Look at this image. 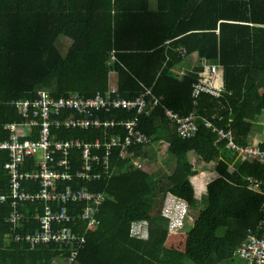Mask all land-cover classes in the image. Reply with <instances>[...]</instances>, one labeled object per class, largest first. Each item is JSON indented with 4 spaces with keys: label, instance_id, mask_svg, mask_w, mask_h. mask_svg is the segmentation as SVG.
<instances>
[{
    "label": "trees",
    "instance_id": "obj_1",
    "mask_svg": "<svg viewBox=\"0 0 264 264\" xmlns=\"http://www.w3.org/2000/svg\"><path fill=\"white\" fill-rule=\"evenodd\" d=\"M180 48L191 58L217 61L223 73L219 96L201 92L194 106L196 77L179 78L171 69L182 59ZM110 84L124 98L146 88L157 97L160 104L137 120L153 144L168 143L170 158L163 172L118 160L109 178L73 183L105 195L96 226L80 220L72 226L85 238L76 264H234L247 230L263 218L264 191L245 176L264 180V158L231 169V152L202 118L231 129L238 145L249 143L253 132L264 150V0H0L2 136L6 122L21 119L10 100L32 99L37 91L52 98L90 97L103 94ZM193 107L197 131L180 137L164 109L184 115ZM114 112L126 118L134 114ZM69 137L91 141L101 138V130L60 128V138ZM147 147H130L132 156L149 158L143 162L146 168L154 160ZM78 156L70 151L73 169L79 167ZM203 172L211 173L205 185L207 206L197 209L190 178ZM82 206L71 203L66 209ZM5 215L3 209L0 264H52L57 244L31 249L6 242ZM143 220L146 236L132 235V224ZM60 252L67 255L69 249L60 246Z\"/></svg>",
    "mask_w": 264,
    "mask_h": 264
},
{
    "label": "built area",
    "instance_id": "obj_2",
    "mask_svg": "<svg viewBox=\"0 0 264 264\" xmlns=\"http://www.w3.org/2000/svg\"><path fill=\"white\" fill-rule=\"evenodd\" d=\"M179 53L182 59L187 56L184 48ZM199 68V75L206 77H197L191 84L194 106L201 92L219 96L223 89L214 78L221 68L217 61L201 59ZM8 104L17 109L21 119L4 124L6 136L0 132V162L3 161L7 177L5 182L0 179V213L5 209L4 220L9 225L4 239L31 249L57 244L59 252L52 264H76V255L85 238L74 232L72 226L77 220L89 227L96 226L99 222L96 214L105 195L73 183L78 179L89 182L109 178L118 160L144 169L145 158L139 154L132 156L130 147L146 148L153 143L140 130L137 116L148 115L160 102L150 89H144L134 98H124L110 84L103 94L90 97L72 93L66 98H52L44 91H37L32 99L10 100ZM117 110L134 114L127 118L117 116L114 112ZM164 114L175 124L180 137L193 136L197 131L198 115L194 107L184 115L165 108ZM202 121L216 133L217 140L224 141L231 155L236 156L232 159L236 164L264 158V150L257 143L238 145L231 129L215 127L205 118ZM60 128H97L101 130V138L62 139ZM71 150L79 152L78 168L73 169L68 158ZM245 179L252 187L264 191V180L250 175ZM71 203L83 206L79 211H68L66 206ZM261 208L263 218L254 229L247 230L246 238L236 249V255L246 264H264V202ZM60 246L67 247L69 253L60 252Z\"/></svg>",
    "mask_w": 264,
    "mask_h": 264
},
{
    "label": "crops",
    "instance_id": "obj_3",
    "mask_svg": "<svg viewBox=\"0 0 264 264\" xmlns=\"http://www.w3.org/2000/svg\"><path fill=\"white\" fill-rule=\"evenodd\" d=\"M152 7H154V2H151ZM62 40L65 43H69V39L67 37H62ZM201 57L195 55V57L191 58L190 56H186L185 58L181 59L178 62H175L172 66V70L176 73L179 74V78L183 75H190L192 77H200V78H204L206 77L204 74H200L199 75V62ZM199 60V62H198ZM198 62V63H197ZM215 80L217 82V85L223 86V73H222V69H220L218 71L217 74H215ZM252 134H250V138H253L252 141L253 142H249V143H257V140L254 138L256 135L251 132ZM258 144V143H257ZM153 145H155V147H157L158 149V153L154 156L155 159H160L161 156L165 155V151L166 150H162L160 149V146H163L165 148L168 147V143H166L165 141H160V142H156ZM167 152V151H166ZM163 153V155H161ZM168 155V154H167ZM168 159L170 158V156L168 155L167 157ZM230 166V165H229ZM145 168V167H144ZM148 170V168H145L144 170ZM199 176V178L197 179V177ZM205 179V173H200V174H196L194 176H192L190 178V182L192 184L193 187V206L197 209H204L207 206V195H206V181ZM239 259V258H238ZM242 260V259H241ZM243 261V260H242ZM239 262V260H238ZM238 262L236 264H238ZM245 263V261H243ZM235 264V263H234ZM246 264V263H245Z\"/></svg>",
    "mask_w": 264,
    "mask_h": 264
},
{
    "label": "rangeland",
    "instance_id": "obj_4",
    "mask_svg": "<svg viewBox=\"0 0 264 264\" xmlns=\"http://www.w3.org/2000/svg\"><path fill=\"white\" fill-rule=\"evenodd\" d=\"M201 59H203V58H200L199 60H201ZM199 60H198V62H199ZM197 62V63H198ZM204 63H206V62H204ZM255 138V137H254ZM252 139L253 138H250V140H249V142H253L252 141ZM158 148L157 147H155V145H151V146H149V147H147V153H150V154H152V155H156L159 151L157 150ZM160 149H162V150H167V148H165V147H163V146H160ZM165 153V155H163V153L161 154V155H163V156H161V158L160 159H155V157L154 156H150L151 158L152 157H154V160L153 161H147V164H148V171L149 172H154V173H156V172H163L164 170H165V167H166V163H165V160H166V158L168 157V155H167V152L165 151L164 152ZM231 157V159H230V162H229V164H231V166H229L231 169H233V167H235V165H236V163L235 162H233V160L232 159H235L236 158V156H234L233 157V155H231L230 156ZM147 159H149L147 156H146V159L145 160H147ZM153 159V158H152ZM145 168H146V166H145ZM144 170V169H143ZM205 173V172H204ZM211 175V173H205V181H206V179H207V177H209ZM199 178V176L197 177V179ZM147 222H144V221H141L140 223H138V222H134L133 224H132V229H131V233H132V235H141L142 237H145L146 236V231H147ZM222 232V230L221 229H219L218 230V233L220 234ZM238 262V259H236V262H235V264ZM238 264H245L241 259L239 260V262H238Z\"/></svg>",
    "mask_w": 264,
    "mask_h": 264
},
{
    "label": "clouds",
    "instance_id": "obj_5",
    "mask_svg": "<svg viewBox=\"0 0 264 264\" xmlns=\"http://www.w3.org/2000/svg\"><path fill=\"white\" fill-rule=\"evenodd\" d=\"M143 221H145V220H143ZM135 222H140V221H135ZM145 222H147V221H145Z\"/></svg>",
    "mask_w": 264,
    "mask_h": 264
}]
</instances>
